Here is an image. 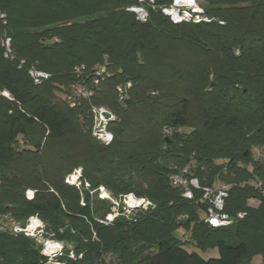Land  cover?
Here are the masks:
<instances>
[{
    "label": "trees",
    "instance_id": "obj_1",
    "mask_svg": "<svg viewBox=\"0 0 264 264\" xmlns=\"http://www.w3.org/2000/svg\"><path fill=\"white\" fill-rule=\"evenodd\" d=\"M198 1L208 20L174 23L159 8L174 0H156L146 22L128 10L136 0H0L16 56L0 46V264L47 263L34 238L11 231L33 215L68 244L64 264H253L258 255L264 264V162L253 156L264 147V0ZM32 65L51 77L36 84ZM78 65L87 79L102 66L109 75L72 107ZM128 82L120 100L117 87ZM91 105L116 115L109 145L92 133ZM193 162L202 185L230 186L231 225L211 227L201 192L188 200L171 184ZM77 167L80 188L66 182ZM100 186L156 207L120 208L104 224L114 210ZM187 243L216 245L219 257L204 259Z\"/></svg>",
    "mask_w": 264,
    "mask_h": 264
},
{
    "label": "built area",
    "instance_id": "obj_2",
    "mask_svg": "<svg viewBox=\"0 0 264 264\" xmlns=\"http://www.w3.org/2000/svg\"><path fill=\"white\" fill-rule=\"evenodd\" d=\"M158 8L156 0H136V3L131 5L128 10L133 12L137 19L146 22L150 15V9ZM161 12L168 16L174 23L181 22H201L208 20L204 16V9L200 5L198 0H179L168 5L159 6ZM9 18L5 11L0 10V46L4 49V55L10 60H15L16 56L13 50V39L8 31ZM25 63V60L20 61V67ZM77 80L70 86L67 94V101L70 106H78L82 101L90 99L95 92V87L102 81L109 72L106 66L98 68L93 72L89 79L85 78L86 66L78 65L74 69ZM29 75L33 81L38 84L51 77V74L44 71L36 65H32L29 69ZM131 87V82L126 85H120L117 87L118 97L120 100H124L128 93V88ZM2 95L10 98V93L6 90L1 92ZM90 113L93 117L92 133L94 137L102 144L109 145L114 140V133L109 129V124L116 119V115L111 109L105 106L91 105ZM195 163L187 164L179 172L172 173L169 178L171 184L174 187L179 188L182 194L188 200H195L196 191L201 192L199 202L206 205V217L205 221L213 228L226 227L231 225L235 218L225 213V203L229 196L230 186L225 185H202L199 179L195 176H191V168ZM82 168L75 170L73 174H69L66 177V182L82 186L81 181ZM256 187H262L260 181H253ZM86 188H90L89 183H86ZM93 192V190H91ZM264 192V189H263ZM98 195L101 199L110 200L113 203V213L108 214L105 220H100L104 224H110L115 217L119 215V209L122 208L124 214L132 215L140 211L145 212L149 209H154L156 205L149 199L144 197H137L134 193H129L116 198L112 193L104 186L98 188ZM28 198L34 197V191H27ZM246 212H240L237 218H244ZM11 231L15 234L24 233L26 236L34 238L38 244L42 246V252L48 257L46 264H64L60 257L65 253L67 244L55 238L52 234H48L45 228L44 221L37 215L30 216L27 221L22 223H13ZM68 255L72 259H76L77 256L73 250H70ZM79 257H82L80 255Z\"/></svg>",
    "mask_w": 264,
    "mask_h": 264
},
{
    "label": "rangeland",
    "instance_id": "obj_3",
    "mask_svg": "<svg viewBox=\"0 0 264 264\" xmlns=\"http://www.w3.org/2000/svg\"><path fill=\"white\" fill-rule=\"evenodd\" d=\"M253 156L256 160H261L262 162H264V147H255L253 148ZM82 168V167H77L75 170ZM75 170L71 173L73 174L75 172ZM253 181H250V183H252ZM215 184L218 185H225L226 183H224L223 181H221L220 179H218L217 181L214 182ZM259 200L257 199H250L249 200V204L252 206H257L259 204ZM134 215V214H133ZM185 215H181L179 218H184ZM176 236H178L179 238H186V239H190V232H187L185 228H179L176 231ZM68 246V244H67ZM186 249H188L191 252H197L198 254H200L204 259H210V258H217L219 257V251L216 245L214 246H210L208 248H201V247H197L195 246L193 243H187L185 244ZM253 264H263L262 261V256L258 255L253 259Z\"/></svg>",
    "mask_w": 264,
    "mask_h": 264
},
{
    "label": "water",
    "instance_id": "obj_4",
    "mask_svg": "<svg viewBox=\"0 0 264 264\" xmlns=\"http://www.w3.org/2000/svg\"><path fill=\"white\" fill-rule=\"evenodd\" d=\"M179 0H175V2H178ZM166 139H168V137H166Z\"/></svg>",
    "mask_w": 264,
    "mask_h": 264
}]
</instances>
